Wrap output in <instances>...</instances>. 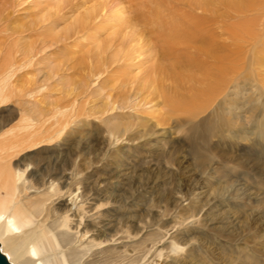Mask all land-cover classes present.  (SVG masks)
Instances as JSON below:
<instances>
[{
	"label": "rangeland",
	"instance_id": "rangeland-1",
	"mask_svg": "<svg viewBox=\"0 0 264 264\" xmlns=\"http://www.w3.org/2000/svg\"><path fill=\"white\" fill-rule=\"evenodd\" d=\"M9 1L10 8L4 11L7 20L0 21V31L20 30L24 36L21 44H38L44 37L64 35L79 13L57 14V0ZM102 1L86 0L83 10H93ZM217 1L215 14L206 13L200 19L205 35L213 32L216 36L220 60L229 54L236 70L240 92L233 96L229 110L224 107L220 112L216 102L200 110L212 81L209 87L200 86L191 67L193 56L187 51L168 62L144 63L142 69H149L148 74L154 70L152 81L142 69H131L127 78L131 81L138 75L142 80L139 100L152 103L145 106L141 102L135 109L114 111L113 116L107 114L110 111L104 113L113 119L110 127L118 123L121 130L133 128L120 143L104 144L106 124L83 115L79 130L67 131L59 145L43 146L41 150H48L47 154L37 151V159L51 170L54 166L59 171L76 168L82 186L94 194L92 199L99 200L96 205L107 204L101 210L110 231L119 230L129 237L125 242L137 245L140 264H264V0ZM51 11L54 16L48 19ZM189 11L174 6L169 17L194 22ZM54 20L57 23L52 28ZM178 35L170 43L190 47L189 35L188 39ZM80 36L53 45L47 40L49 46L39 55L42 65L38 68L47 73L39 75L49 76L51 71L58 76L46 81L42 95L33 99L32 106L45 112L46 118L55 107L70 109L77 103L89 109L97 105L100 93L103 97L110 89L112 94L120 90L124 71L90 81L77 96V85L85 82L90 65L87 55L95 51L87 36ZM203 54H208L202 56L204 60L211 56ZM34 71L32 67L24 70L16 84L24 87L34 81L39 77ZM229 117L234 124L226 125ZM131 137L135 140L129 141ZM58 147L60 153L52 158L50 151ZM108 150L111 158L104 156ZM172 243L183 250L172 252Z\"/></svg>",
	"mask_w": 264,
	"mask_h": 264
},
{
	"label": "bare ground",
	"instance_id": "bare-ground-1",
	"mask_svg": "<svg viewBox=\"0 0 264 264\" xmlns=\"http://www.w3.org/2000/svg\"><path fill=\"white\" fill-rule=\"evenodd\" d=\"M85 2L86 0H57V14L67 11L79 13L64 35L55 34L54 38L51 35V39H47L51 43L45 37H40L43 39L40 44H35L34 41H30L32 44H21L24 36L20 30L0 31V253L9 264H140L138 248L134 247L137 245L134 242V246L125 242L129 237L123 236L119 230H114V233L110 231L101 210L107 204L96 205L99 200L92 199L94 194L82 186L83 180L77 177L76 168L59 171L54 166L51 170L47 163L43 164L44 161L37 159L38 150L44 154L48 152L41 150L43 146L51 143L56 145L67 131L79 130V117L83 115L94 117L96 122L106 124L103 140L108 147L124 140L125 135L133 128L121 130L118 123L110 127L113 119L109 116L112 112L135 109L141 102L145 106L152 103L144 102L145 98L139 100L142 89L138 75L131 81L127 78L132 68L142 69L144 63L152 60L154 63L168 62L175 55L189 51L188 55L191 53L193 56L191 67L198 74L197 81L200 86H208L212 81L211 86H208L210 94L200 110H206L214 102L218 104L220 112L224 107L229 110L233 96L240 92L231 56L228 54L225 60H220L217 55L218 46L214 43L216 36L213 32L206 36L207 31L201 23L200 18L204 14H215L217 0H103L90 11L83 10ZM9 5V0H0V21L7 20L4 11L10 8ZM174 6L191 10L189 14L193 13L194 22L183 23L181 20L170 19L169 11ZM196 10L200 14L194 13ZM47 16L50 19L54 14L51 11ZM55 21L50 22L51 27L57 23ZM44 22L45 20L39 23ZM178 34L185 35V39L189 35L188 40H191L187 44L190 47L183 49L179 44L170 43ZM80 35L87 36L88 45H92L95 51L87 55L90 65L86 68L85 82L81 81L82 84L77 85V96L92 83L90 81L94 82L105 76L109 78L117 71H124L123 75L120 74V87H117L122 93L114 90L112 94L111 89V93L104 95L102 92L104 96L101 98L100 93L97 105L92 104L89 109L77 103L70 109L55 107L52 115L46 118L45 112L36 111L32 106L33 99L45 90L46 81L58 76L50 74L51 71L50 77L39 75L45 72H40L41 67L38 68V65H42L39 55L48 43L53 45L56 41L62 42L73 36L81 37ZM205 52L211 56L204 60L202 56ZM144 54L149 56L148 61ZM181 56L178 55V59ZM31 67L39 77L26 82L28 87H19L15 80L19 79L17 77L20 73ZM113 69L115 70L112 72ZM146 69H142V73H146V78L152 81L154 74L151 73L154 70L151 69L148 74L149 69ZM11 105L12 108L9 107ZM231 119L226 125L233 123ZM128 140L135 139L131 137ZM59 148L51 150L50 156L60 153ZM110 153L108 150L104 156L110 157ZM96 197L99 198V195ZM171 246L172 252L179 253L181 248L173 243Z\"/></svg>",
	"mask_w": 264,
	"mask_h": 264
},
{
	"label": "water",
	"instance_id": "water-1",
	"mask_svg": "<svg viewBox=\"0 0 264 264\" xmlns=\"http://www.w3.org/2000/svg\"><path fill=\"white\" fill-rule=\"evenodd\" d=\"M0 264H9L6 258L0 253Z\"/></svg>",
	"mask_w": 264,
	"mask_h": 264
}]
</instances>
